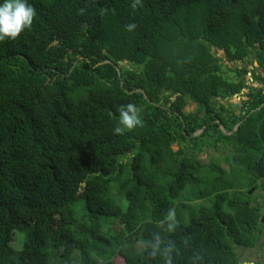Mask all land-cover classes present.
<instances>
[{
	"label": "trees",
	"instance_id": "1",
	"mask_svg": "<svg viewBox=\"0 0 264 264\" xmlns=\"http://www.w3.org/2000/svg\"><path fill=\"white\" fill-rule=\"evenodd\" d=\"M133 2L28 0L31 29L0 41V264H163L157 236L173 264H236L264 186V0ZM129 103L143 126L115 134Z\"/></svg>",
	"mask_w": 264,
	"mask_h": 264
},
{
	"label": "clouds",
	"instance_id": "2",
	"mask_svg": "<svg viewBox=\"0 0 264 264\" xmlns=\"http://www.w3.org/2000/svg\"><path fill=\"white\" fill-rule=\"evenodd\" d=\"M140 4L141 0H134L131 7L135 10ZM36 15L35 7L29 4L28 0H3V3H0V41L18 39L26 29H31ZM136 27L135 23L126 25L128 31H133ZM118 112L119 122L114 128L115 134L123 135L126 131L143 126L142 109L135 104L122 105L118 108ZM165 219L168 221L167 232H175L179 221L174 207L168 209ZM159 224L163 226L164 222L160 221ZM161 243L157 236L156 242L151 244V251L147 252L148 257L155 259L159 255L163 264H173L171 253L174 245L169 241L168 246L161 248ZM146 248L147 242L142 250L145 251ZM177 254H179L178 250Z\"/></svg>",
	"mask_w": 264,
	"mask_h": 264
},
{
	"label": "flooded vegetation",
	"instance_id": "3",
	"mask_svg": "<svg viewBox=\"0 0 264 264\" xmlns=\"http://www.w3.org/2000/svg\"><path fill=\"white\" fill-rule=\"evenodd\" d=\"M260 185L258 186V183ZM242 204L251 206L247 236L235 241L236 264H264V186L257 181V187L246 189ZM240 203V202H238ZM255 220V221H254ZM250 235V237H249ZM249 237V238H248Z\"/></svg>",
	"mask_w": 264,
	"mask_h": 264
},
{
	"label": "rangeland",
	"instance_id": "4",
	"mask_svg": "<svg viewBox=\"0 0 264 264\" xmlns=\"http://www.w3.org/2000/svg\"><path fill=\"white\" fill-rule=\"evenodd\" d=\"M213 53L220 57L221 58V61H223V63H227L228 66H234V65H237V66H244V65H247V69L249 71L252 70L253 66L251 64H247V63H243L241 61H237V62H228V61H225V57H224V53L222 50H216V49H213ZM125 63H122V65H124ZM250 75L251 73L248 72L247 73V76H246V79H248V82H250ZM253 85L254 86H259L256 85V81H253ZM245 92L246 90H242L239 94H234L232 95L231 97L229 98H226L224 100H220L221 102L225 103L227 105V103H233L236 107H234L236 109V112H238L240 110V103L243 101V100H246V95H245ZM196 108V104L195 103H189L186 107H185V111H191V110H194ZM233 109V107H231ZM173 148L176 150L178 148V146L176 144H173ZM221 153V150L220 151H214L211 147H207V146H203L202 147V150L199 151L197 154V158L199 161H201L202 163H207L211 160H214L216 159L217 157V154H220ZM226 153V151H225ZM102 231H106V227H103L102 228ZM12 246L15 247V248H19L21 246V241H19L17 239V236L16 234L13 235V241H12Z\"/></svg>",
	"mask_w": 264,
	"mask_h": 264
},
{
	"label": "water",
	"instance_id": "5",
	"mask_svg": "<svg viewBox=\"0 0 264 264\" xmlns=\"http://www.w3.org/2000/svg\"><path fill=\"white\" fill-rule=\"evenodd\" d=\"M256 65H257V63H255ZM139 89H137V91H138ZM143 94H144V97H146V95H145V93L143 92ZM264 104V103H263ZM263 104H261L259 107H257L256 109H259ZM219 122V121H218ZM241 123V121H239V122H237V123H235L234 124V126L232 127V129H231V131H230V133H232L233 131H235L236 130V128L238 127V125ZM204 130V127H202L201 129H198V130H196L194 133H192L190 136H195V135H197V134H200V133H202V131ZM260 185V182L258 183V186Z\"/></svg>",
	"mask_w": 264,
	"mask_h": 264
},
{
	"label": "crops",
	"instance_id": "6",
	"mask_svg": "<svg viewBox=\"0 0 264 264\" xmlns=\"http://www.w3.org/2000/svg\"><path fill=\"white\" fill-rule=\"evenodd\" d=\"M255 63H256V62H255ZM255 63H254V65H256ZM256 85H258V83H257V82H256ZM220 128H221V130H223V128H222V127H220ZM236 129H237V128H236ZM228 134H230V132H229Z\"/></svg>",
	"mask_w": 264,
	"mask_h": 264
}]
</instances>
